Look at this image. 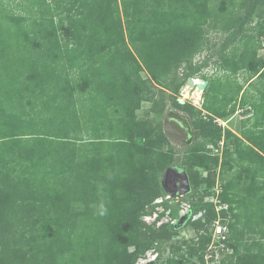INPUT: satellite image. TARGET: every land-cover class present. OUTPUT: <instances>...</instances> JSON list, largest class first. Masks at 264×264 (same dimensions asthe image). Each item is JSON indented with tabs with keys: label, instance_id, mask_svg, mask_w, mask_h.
I'll use <instances>...</instances> for the list:
<instances>
[{
	"label": "trees",
	"instance_id": "16d2710c",
	"mask_svg": "<svg viewBox=\"0 0 264 264\" xmlns=\"http://www.w3.org/2000/svg\"><path fill=\"white\" fill-rule=\"evenodd\" d=\"M260 8L264 0H0V264H135L154 240L179 233L176 224L142 221L147 235L133 223L150 194L145 174L156 181L153 200L166 193L159 178L173 164L207 181L206 194L226 181L222 197L236 220L222 264H264V22L251 25ZM210 23L236 31L222 72L202 76L204 145L176 159L163 126L158 143L137 112L144 101L166 111L159 93L177 94L195 75ZM9 48L26 56L9 59ZM237 111L240 134L218 119ZM216 217L211 204L196 260L181 254L150 264H204Z\"/></svg>",
	"mask_w": 264,
	"mask_h": 264
},
{
	"label": "rangeland",
	"instance_id": "374dc122",
	"mask_svg": "<svg viewBox=\"0 0 264 264\" xmlns=\"http://www.w3.org/2000/svg\"><path fill=\"white\" fill-rule=\"evenodd\" d=\"M5 2V4H11L14 5L16 1L18 0H2ZM247 11V10H246ZM258 12L262 11L264 12V8H260L259 10H257ZM246 16V12H244L243 17ZM262 22H264V14L262 18H258L257 16H254L253 19V23L251 25H260ZM239 30V29H238ZM205 36L209 38L210 41V48L208 49H204L201 50L199 52H197V54L194 56V62L193 64L195 65L196 68V73L193 77L191 78H199V79H203V75L204 74H209V75H218L220 74L222 71L219 68V64L222 61L223 57L226 56L225 53H227L229 50H227V52L225 50H223L226 41L230 38V36L232 35V33H234L236 30L232 31V32H224V31H218L216 29L213 28L212 23H210L205 30ZM240 31V30H239ZM256 33H258V31H255ZM262 42H263V48H261L259 50V57L260 58H264V38H261ZM18 48V47H16ZM14 49V50H13ZM8 55L11 57L9 59H24V56H26L25 53L22 49H17L15 50V48H9ZM9 61H14V60H9ZM20 63V62H19ZM7 64H10V62L7 61ZM188 71V69H186L185 64H183V67L180 69V75H183L184 73H186ZM144 76H148L147 72L145 71ZM245 75L244 73H240L239 74V78L241 81H244ZM94 81L97 84H101V82L99 81V78H94ZM189 81L190 78L186 81V84L180 89L179 93H173L170 90H165L163 93H159V96L163 95L165 96V98H167V102H168V108L166 109V111L161 114L158 115L155 111L151 110V106L152 103L149 101H144L142 103L141 108L138 110L137 114H138V118L140 120H145L148 122V125H153L155 127V133L153 135V138L156 142L159 143V138L158 135L162 129V126L164 128V121L166 118V115L169 111L173 110L178 112L179 114H182L183 116H185L186 118L189 119V122L191 123L192 126V130H193V136H194V140L192 142V144H199L204 145V138L202 136L203 131H200V128L198 126L197 123H202L206 120H208V118H203L205 112H203V102H204V98H205V93L207 90V87L205 89H202L200 91V93L198 92V94H196V90L197 87H192V88H188L189 85ZM16 89H18V86H16ZM188 89V90H186ZM185 92V94H184ZM5 94V93H4ZM187 94V95H186ZM178 99L180 102H182V100H184V103H190L192 108H181L179 106H176V104H174V99ZM10 99V98H9ZM243 118L244 116L241 114V112L237 111L235 114L229 116V117H225V118H218L219 121L222 123V127L223 128H230L233 131L237 132L240 134L241 128H242V124H243ZM197 124V125H196ZM199 128V129H198ZM139 141L142 143L143 140ZM205 143H207L209 148H212V153H218V152H222V149H217L216 147H211L212 143L209 141H206ZM224 142H221V144H223ZM188 145H176L173 143V150H174V155L176 157V159H185L187 157V153H188ZM185 171L188 174V177L190 179V189L188 191H185L183 193H181V200H186V201H190L192 203V207L194 211L199 210L202 207H207L208 211L209 208L211 206V204L214 205V203L212 202V199L215 197H217L221 202H224L223 200V193L225 191V189L227 188V186H225L226 181L218 179L214 185V187H212L211 189V193L210 194H206L205 192V188L207 186V181L206 182H202L200 180L197 182H194L191 178L190 175L187 171V169H185ZM145 173V172H144ZM164 174V173H163ZM163 174L161 175V177L159 178L160 182L162 183V178H163ZM206 174V172L204 173V175ZM244 175V174H243ZM152 175L150 174H145L144 176V180H148L151 179V185H150V191H149V196L144 200V202L139 205L138 207V212H137V216H135V218L133 219V223L137 226V231L138 232H143V234H147L149 235V233H146L147 231H144L142 228V215L143 212L145 211V207H143L142 205H144L145 203L147 204L150 200H152V198L154 197L153 195H155V190H156V181L154 179V177H151ZM151 177V178H150ZM193 186V187H192ZM245 189L244 186L239 185L237 188V191L240 192ZM135 193V192H134ZM137 193V192H136ZM180 194V193H179ZM130 195H132V193H130ZM129 197V196H128ZM133 197V196H131ZM130 198V197H129ZM127 199V198H125ZM154 200V199H153ZM152 200V201H153ZM142 201V200H141ZM149 202V203H152ZM180 202H177V197H174V201L171 203H168V205L170 207L173 208L172 211V218L173 219H178L176 220V226L179 228V233L174 236V238L172 239H168L166 237H159V239L157 238L156 240H154V242L150 245V247L145 251V253L140 254V258L144 257V255L146 254L147 251L152 250V253H160V256L158 258V261L166 259L167 257L170 256H180L181 254H187V257H193V259H197L195 254H198V252L201 251L203 242L201 240H198V226H200L201 221H192V217H189V214H184V215H180L179 214V204ZM178 204V206H177ZM229 208L231 207V204L228 203ZM143 207V209H142ZM241 212H244L243 215V219H247V215H248V211L247 208L242 207L241 208ZM230 215V217L228 219H225V222H228L230 225V222L232 220H236L235 218H233V212H231L228 214ZM218 218V216H217ZM197 223L196 225L194 223ZM145 227H146V223L143 221ZM139 225V226H138ZM212 226H213V222L210 224V231L212 232ZM151 227V226H150ZM147 227V230L150 228ZM161 228V227H160ZM207 226L204 225V227L202 228V235L207 234L209 230H207ZM157 230H153L150 232V235L152 233H155ZM206 232V233H205ZM233 231L231 230L230 227V237L232 236ZM135 249V247H130V250L133 251ZM232 252L230 251H223L221 252V255L219 256V264H222V258H224L227 254H231ZM139 259H137L138 261ZM136 261V263H137ZM135 263V264H136ZM200 264V263H199Z\"/></svg>",
	"mask_w": 264,
	"mask_h": 264
},
{
	"label": "built area",
	"instance_id": "2783aa9c",
	"mask_svg": "<svg viewBox=\"0 0 264 264\" xmlns=\"http://www.w3.org/2000/svg\"><path fill=\"white\" fill-rule=\"evenodd\" d=\"M219 123L222 124L220 121ZM211 147H213V145H211ZM175 196L177 197V202H180L178 203L180 206L178 210L180 215L189 214V217H192V221H207L209 212L207 207H202L199 210L194 211L190 201H183L180 199L181 194L166 193L157 196L152 203L146 206L142 215V219L146 225L160 228L167 223L173 225L176 224V220L178 219L172 218L173 208L168 205V203L174 201ZM212 202L214 203L218 218L216 217L213 222L212 239L206 251L204 264H219V256L221 255V252H232V248L227 246L230 238V226L228 222H225V219L230 217V215H228L230 213L229 205L226 202H221L215 196L212 199ZM159 256L160 253L158 252L152 253V250L147 251L144 257L138 258L139 260L137 261V264H147L152 260L158 259Z\"/></svg>",
	"mask_w": 264,
	"mask_h": 264
},
{
	"label": "water",
	"instance_id": "95a60500",
	"mask_svg": "<svg viewBox=\"0 0 264 264\" xmlns=\"http://www.w3.org/2000/svg\"><path fill=\"white\" fill-rule=\"evenodd\" d=\"M202 82L203 85L200 90L205 89L209 83L207 79H202ZM184 102L185 101L182 100V103ZM164 132L171 142L176 145H190L194 140L193 130L189 119L173 110L169 111L166 115L164 121ZM171 170L177 174V183H179L178 185L181 187L183 182L188 180L187 172L178 166L172 165L166 169L163 179L166 178L168 172ZM183 192H185V189H180V191L176 194H181Z\"/></svg>",
	"mask_w": 264,
	"mask_h": 264
},
{
	"label": "flooded vegetation",
	"instance_id": "af4514ba",
	"mask_svg": "<svg viewBox=\"0 0 264 264\" xmlns=\"http://www.w3.org/2000/svg\"><path fill=\"white\" fill-rule=\"evenodd\" d=\"M174 166H178L176 164H173ZM172 166V165H171ZM180 167V166H178ZM185 171L184 168L180 167ZM165 173V172H164ZM177 174L174 171H169L166 178H162V185L164 187V190L168 193L176 194L180 189H185V191H188L190 189V179L188 177V180L183 182L182 186L180 187L177 183ZM164 176V174H163ZM164 181V182H163Z\"/></svg>",
	"mask_w": 264,
	"mask_h": 264
},
{
	"label": "bare ground",
	"instance_id": "6f19581e",
	"mask_svg": "<svg viewBox=\"0 0 264 264\" xmlns=\"http://www.w3.org/2000/svg\"><path fill=\"white\" fill-rule=\"evenodd\" d=\"M202 85H203V82L201 79L191 78L189 81L188 88L197 87L196 94H198V92L200 93V91H201L200 88L202 87ZM186 90H188V89H186ZM184 94H185V92H184Z\"/></svg>",
	"mask_w": 264,
	"mask_h": 264
},
{
	"label": "clouds",
	"instance_id": "9594fccd",
	"mask_svg": "<svg viewBox=\"0 0 264 264\" xmlns=\"http://www.w3.org/2000/svg\"><path fill=\"white\" fill-rule=\"evenodd\" d=\"M166 193H168V192H166ZM165 193V194H166ZM177 223V222H176ZM158 259H156V260H152L151 262H149V263H147V264H150V263H152V262H154V261H157ZM137 264V263H136Z\"/></svg>",
	"mask_w": 264,
	"mask_h": 264
}]
</instances>
